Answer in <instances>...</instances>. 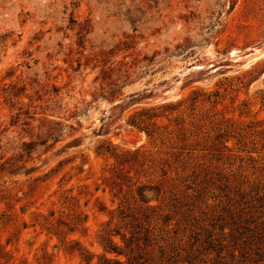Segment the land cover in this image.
Here are the masks:
<instances>
[{
    "label": "rangeland",
    "instance_id": "1",
    "mask_svg": "<svg viewBox=\"0 0 264 264\" xmlns=\"http://www.w3.org/2000/svg\"><path fill=\"white\" fill-rule=\"evenodd\" d=\"M263 46L264 0H0V264H264Z\"/></svg>",
    "mask_w": 264,
    "mask_h": 264
},
{
    "label": "bare ground",
    "instance_id": "2",
    "mask_svg": "<svg viewBox=\"0 0 264 264\" xmlns=\"http://www.w3.org/2000/svg\"><path fill=\"white\" fill-rule=\"evenodd\" d=\"M263 54H264V46H263V49L262 50H259V49L258 50H254L253 52H251V54L246 55L243 58V63L246 64V63L252 62V61L258 59Z\"/></svg>",
    "mask_w": 264,
    "mask_h": 264
}]
</instances>
